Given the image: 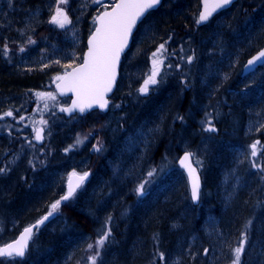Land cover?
<instances>
[{"label": "trees", "instance_id": "trees-1", "mask_svg": "<svg viewBox=\"0 0 264 264\" xmlns=\"http://www.w3.org/2000/svg\"><path fill=\"white\" fill-rule=\"evenodd\" d=\"M23 1L30 6L26 15L17 16L15 13L7 12L3 14L2 11L4 9H0V85L5 86L4 89H1V93L4 95L5 100H12L15 96L19 95L20 97L24 93L20 92L24 86L17 85V81L22 80L25 82V86L31 87L21 97V102L17 103L19 107L9 110L13 112V116L8 117L6 121L8 133L6 147L7 162H10L13 156L25 151L27 146L33 144L35 129L53 126L52 118L61 117L65 122H72L73 128L78 130L77 134L79 133L80 136L87 135L88 139L90 137L94 138L95 134L91 131L83 130L81 125L85 126L89 122H95L94 118L96 121H103L105 118V114L99 112L91 113L85 117L75 116L66 118L58 110V106L55 105L58 98L53 88L49 87L47 80L43 83L46 84V89L51 94V97H54L51 100L55 104H48L43 98L36 95L37 93H45V86L39 80V78L42 79V76L40 77L41 74H31L28 77V74L22 72V70L20 73L13 71L17 69L15 66L16 62L14 61L18 62L19 51L22 48L18 46L20 43L18 32L22 31L26 33L28 30L27 25L29 24V30L26 34L31 33V26H36V18H40L34 16L38 9L42 7L41 0ZM105 2L107 1L104 0ZM246 2H249V0H242L240 2V4H244L246 13L238 20H225L226 15L230 14L234 9L223 12L214 19L215 22L228 23L229 29L237 32L233 39L234 41L236 39L237 41H241L243 37H247L240 61L241 69L244 63L264 46V2L262 4L261 15H258L256 4ZM175 7L177 6L175 5ZM103 10L104 8L100 9V12ZM194 17L189 23L186 22L173 28L174 32L172 31V33H174V38L187 33L188 29L185 28L186 26H190L188 28L192 34H197L198 30L205 28L197 25L196 15ZM242 21H246L245 28H242L243 25H239ZM5 22L9 23L11 30L16 32L6 31V35L11 39L10 41H7L5 36H3L4 32L2 28ZM231 30H227L226 34L230 33ZM237 35L238 37H236ZM5 45L9 49L7 56L2 51ZM170 47V44L166 46L167 51L164 52L166 56L165 65L168 69L167 75L171 72V67L168 65L179 66L180 64L176 57L177 55H172ZM23 48L25 49L26 47ZM240 67L234 73H231V75L216 79L213 86L208 85L207 87L211 88L212 91L210 95H206L207 97L202 95L203 93L199 85L193 86V84H188V86L179 87L180 92L177 95L180 98V104H182L183 109L187 108L190 112L187 111L185 113L176 110L172 112V109H169L167 115L168 117L170 112L175 114L176 118L173 121L175 126L185 132L184 137L188 141L187 146L189 143V147H193L191 153L194 155L196 164L204 172L202 203H206L212 209V217L215 219L216 225H219V230L211 232L204 229L203 225H201L202 223L200 225L190 223L191 219L186 215V212L181 213L179 207L172 204L177 199V202L183 201V199L185 202H190L187 196L186 179L178 169L171 170L169 159L161 161L158 160L160 157L154 156L150 158V162H145L142 166L146 175L150 171L155 170V174L152 177L156 180L154 183L159 185L158 188L145 186V194L142 196L139 194H134L130 197L123 196L124 200L120 204L115 205V207L108 204V207L102 212L101 218L94 217L92 219L88 216L92 212H95V209H100L93 205L95 202H91L92 206L86 208L87 214L85 216L78 212L72 213L74 217H71L77 220L75 225L89 238L83 242L85 245L82 252L83 259L80 260L75 256H71L74 260L72 264H90L88 257L93 254L95 249L89 251L87 245L95 243L102 229L107 230L110 228L111 236L106 241L104 249L97 260V264H105L106 257L104 256L105 254H110L109 248L115 244L113 237L124 228V221L128 218H135V225L143 232H146L148 228L151 229L148 235H132L134 243L149 242L144 245L151 248V252L148 254L149 259L148 261H144V264H162L159 259V253L161 252L165 254L166 259L164 264H176V262H179V264L230 263V259H233L231 249L239 246L243 238L245 223L251 220L253 226L255 221V217L254 219L252 217L254 215L253 212L244 207L242 202L247 198L255 197L258 205L261 207L258 210V214L264 211V171H262L264 169V66L247 77L242 76ZM174 75H176V71ZM176 78L178 77L176 76ZM178 80L180 79L178 78ZM46 97L48 96L46 95ZM21 117H23L22 120L20 119ZM74 120L78 121L73 123ZM208 120H211V126L215 127L216 131L209 132L205 130L209 127ZM42 121L46 123H42ZM196 132H199L201 136L205 134L204 145H202L200 135L196 134ZM257 141H259L257 155L253 157L251 155V145ZM38 145L40 147L44 146L39 142ZM47 147V152L44 151V154L36 156L35 160L39 161L38 165L43 161H49L51 151H57V149L50 151L49 145ZM99 147H102V145H99ZM99 147L93 148L92 154H96V149ZM1 152H3L2 149H0ZM62 154V152L58 151L59 156ZM54 155L55 152L51 157ZM56 157L57 155H55L54 159H57ZM171 160H173V157ZM88 171H91V177L87 181L88 183L86 182L88 187L90 186L87 190L90 189L97 192L103 182H100L99 179L109 180L110 178L105 170L98 169V166L95 164H92ZM249 175L253 179L252 184L247 178ZM247 184H249L248 188L246 187ZM82 189L79 192H82ZM151 189H159V191L156 194H152ZM177 190H179V194ZM239 201L241 203L238 207ZM223 203H229L231 207L230 210L232 211H228L227 214L229 213L234 218L239 217L236 223L243 224L240 225L239 229L231 228L228 230L221 221L224 218L222 215L225 212L222 208ZM63 206L67 207V204H63ZM124 207L129 212V215L122 218L118 213ZM135 210L142 211L143 214L139 216L137 211L135 213ZM108 217H111V221L105 225ZM69 219L71 220V218ZM54 222L55 220L46 226ZM50 242L54 245L56 244V241ZM134 246L139 248L142 245L135 244ZM205 249L208 250L207 254H205ZM132 252H128V248L126 247L124 249L125 254L119 256L117 263L121 262V260L127 261L126 264L140 261V256L134 255ZM52 253H55L57 257L66 254L64 252H51L50 254ZM56 256H50V259ZM26 259L28 260V257ZM28 263L17 258L11 262V264ZM241 264H264L263 217L258 220V233L254 235V231H251V229L247 231V242L244 244Z\"/></svg>", "mask_w": 264, "mask_h": 264}, {"label": "rangeland", "instance_id": "rangeland-1", "mask_svg": "<svg viewBox=\"0 0 264 264\" xmlns=\"http://www.w3.org/2000/svg\"><path fill=\"white\" fill-rule=\"evenodd\" d=\"M2 1L3 0H0V4H2ZM106 1L107 2L104 3L107 5L106 8H109V6H112L113 2H115V0ZM263 2L264 0H249V2L246 3L256 4L258 15H261ZM175 5L177 7H175ZM243 5L244 4L240 3L237 4L234 10L226 15L225 20H238L246 13ZM60 7L66 9L69 19L71 20V23L66 25L65 28L61 29L49 23V21L44 23L43 21L45 20L41 19L43 13H36L34 17L40 18H36V26H31V33L26 34L29 30V24L27 25L28 30L26 33L22 31L18 32L20 40L18 46L26 48L24 52L19 51L18 62L14 61L16 62L15 66L20 72L22 70V72L28 75L41 74L40 77L42 76V79L39 78V80L41 84L45 86V94L49 92L46 89V84L43 82L47 80L49 87L53 88V85L58 81L57 76H63L73 65L82 61L83 53L86 49L87 38L95 27L94 18L100 13V9H106L101 5L93 3V0H69L67 5H60ZM1 8L2 6L0 5V9ZM40 10L50 12L49 15L51 18V16L55 14V0L52 4L40 8ZM199 12L200 0H166L160 10L152 13L144 21L135 35L134 45L126 55L122 66L118 90L113 99L114 104L110 112L104 118L107 125L111 123L116 125L109 126L110 129L107 131L106 137V140L110 139V142H114V144L108 146L102 139V142H99V145H102V154L112 156V159H107V161L108 167L111 166L114 173L118 174L124 171L123 166L125 169L129 166H133L134 168L137 163L132 160L134 157L132 156L134 154L133 152L135 151V155L138 152L146 154L148 150L151 149L150 147H152L151 141H147L148 137L145 133H142L147 126L150 127L149 125L151 122L149 120H146V124L135 122L136 126H138V124L142 125L137 127L139 130L136 131V134L141 133L139 135L143 137L144 142H140V140L136 141L135 137H130L128 147L117 149V144L120 139H123V134H121L120 131H124V125L122 124L123 126H120L121 124L119 123L123 117L131 115V110L127 107L124 99L128 97L129 93L142 95L138 89L142 86L147 75L150 74L153 59L152 53L158 49L160 44H164L165 47L170 44V51L172 55H177L176 57L180 64L179 66H171V72L167 75L168 69L165 65L166 56L163 55L162 59L164 60V64L161 66L160 74L157 77L158 82L155 85H150L149 91L143 95L156 93L157 89L160 88L167 79L176 78V76L189 85L193 84V86L199 85L200 87H207L210 84L213 86L216 79L231 75V73H234L240 67V61L245 43L247 42V37H243L241 41H237V39L236 41L233 40L229 42V47L225 48L223 46L224 41L222 40H224L223 38H225L227 34H221L223 30L220 28H228L227 30H231L228 27V23L223 24L222 22L214 21L209 26L198 30L197 34H193L191 38H174V33H172L173 28L186 22L189 23L191 19L195 18L194 15L198 18ZM2 13L4 14L6 12L2 11ZM10 27L11 26H8V29L13 32ZM245 27L246 24L242 26V28ZM6 34L7 33H4V35ZM236 37H238V35ZM29 38H31V41H35V43H31ZM6 39L7 41L11 40L10 37ZM195 39H197L199 43H196ZM189 57H191V63L188 62ZM57 61H59V63H57ZM241 70L240 67V71ZM175 71L176 75H174ZM43 99L48 104H55L51 98L44 96ZM67 103V99H56L55 105L58 106V110L62 112L61 109L67 105ZM171 111L173 112L174 110ZM52 120L53 126H47L42 129L45 136L41 144L44 146L40 147L38 141L34 138L33 144L27 146L25 151L13 156L11 161L8 162V165L4 166L5 172H3V175L0 177V182L3 184L6 183L7 187L5 186L0 189V193L5 192L7 195L6 190L12 189L14 185L13 181L16 179L23 180L27 175H30L29 180L31 186L29 187V185H27L28 193L26 196L21 197L19 202H10V216L5 213L4 215L0 213V246L16 238L17 234L22 229L21 224H23L27 218L33 220H29V223H24L22 227L29 225L40 217L42 218L51 211V200L53 203L57 200L60 201L61 191L65 189L67 179L72 173L83 174L89 170L90 161L88 155H90V151L88 149L90 148L87 146H95L94 138L90 137L91 139H88L87 135L80 136L79 133L78 135V130L73 128L72 122H65L61 117L52 118ZM93 120H95V118ZM77 121L78 120H74L73 123ZM127 125L130 127V125H134V122L129 119ZM118 130L120 131L118 132ZM78 137L82 141L79 144L77 143ZM59 141L64 143L63 146L56 145V142ZM48 145L51 148L49 149L50 151L52 149H57V151H54L55 155H57V159H54L55 155L51 157L54 154V152L51 151L49 154V161H43L38 165L39 161H36L35 158L40 154H44V151L47 152ZM58 151L63 154L59 156ZM109 152H113L114 155L109 154ZM116 152H118V156ZM87 183L85 184V188L82 189V192L76 195L74 201L78 200L85 192L91 196V198L97 195L94 191L90 189L87 190L90 187H88ZM47 191H49L48 197L40 195L41 193L46 194ZM24 208L25 210H23ZM5 217L7 222L5 221ZM58 223L56 219L51 225L56 226ZM51 225L41 228L37 234L40 231H42L41 233H45L44 235H46V233L49 234L53 229ZM41 233L40 235L36 234L33 238L31 251L28 254V259H31L33 256L34 259L39 261L37 264L47 263L46 259L49 257V253L43 251L46 242L42 239L44 235L41 237ZM74 235L76 237V234ZM70 237L72 238V236ZM59 244L64 245L60 242ZM48 251L51 253L54 251V247L51 245ZM108 255L109 254H105L104 257ZM68 258L72 259L71 256ZM106 261L107 259H105V264H108L109 261ZM11 262L12 260H2L0 264H11ZM56 264H67V261L64 259L62 263ZM115 264H121V262H116Z\"/></svg>", "mask_w": 264, "mask_h": 264}, {"label": "bare ground", "instance_id": "bare-ground-1", "mask_svg": "<svg viewBox=\"0 0 264 264\" xmlns=\"http://www.w3.org/2000/svg\"><path fill=\"white\" fill-rule=\"evenodd\" d=\"M53 1L54 0H44V1L41 0L42 7H46L47 5L52 4ZM1 3L2 4H0V5L2 6V9H4L3 11H5L7 13H15V15H17V16L18 15L19 16L26 15L28 8L30 7L23 0H15V1L3 0ZM40 13H43V16H41V19L45 20L43 22L50 20V15H49L50 12H45V11L38 9L37 14H40ZM245 24H246V21H242V22H240L239 25L242 26ZM3 26L4 27L2 28V31L4 33H6L8 26H10V24L5 22ZM263 26H264V24H263ZM186 27H190V26H186ZM187 29H188L187 30L188 32L185 33L184 35L178 37V38H183V37H187V38L190 37L191 38V36L193 34L191 33V30H189V28H187ZM220 29L223 30V32L221 34L227 33L228 28H220ZM48 30H50V29H48ZM12 33H16V32L13 31ZM235 34H237V32L235 30H231V32L228 33L225 36V38H223L224 40H222V41H224L223 46L225 48L229 47V42L233 41ZM3 36H5V38L9 37L8 35H3ZM195 40H196V43H199V41L197 39H195ZM226 44H228V45H226ZM13 71L20 73V71L17 69H14ZM27 76L30 77L31 75H27ZM16 84L19 86H24L23 89L20 90V92H24L22 94V96L25 94V92L27 90H29L31 88V87L25 86L24 85L25 82H23L22 80L17 81ZM186 85L188 86L187 82L185 83V81L183 82V81L178 80L176 78L167 79V81L160 88L157 89L156 93L154 92L151 95L150 94L135 95L134 93H132V94L129 93L128 97H126V99H124L126 101L127 107L129 108V110H131L130 111L131 115L123 117L119 123V124H121L120 126L124 125L123 126L124 131L118 130V132L120 131V133L123 134V139H120V141H118L119 143L117 144V149H122V148L128 147V142H129L130 137H133V138L135 137L136 141L140 140V142H144L143 137H141L139 135L141 133L136 134V131L139 130V128L137 129V127H140L142 125L138 124V126H136L135 122L136 123H145V124H146V120H149L151 122L149 125L150 127L147 126L146 129H144V132H142V133L146 134V136L148 137L147 141H149V140L151 141L152 147H150L151 148V149H149L150 151L148 150L149 153L147 152L146 154H141L140 152H138L136 154L138 157L135 155V151L133 152L134 154L132 156H134V157L132 160H133V162L136 161V163H137L134 168H133V166H129L125 169L123 166L124 171H121L118 174L114 173L112 167L111 166L108 167V161H107V159H112V156H109L107 154L106 155L102 154V147H99V142H102V141L106 142V144L108 146L110 144H114V142H110V139L106 140V137H107V131H109L111 126H116L115 124L111 123L110 125L109 124L107 125L106 124L107 122L105 121V119L103 121H100V120L96 121V119H95L94 120L95 122H89L85 126L81 125L83 130L89 131V132L91 131L95 134V136H94L95 146H93V147H91V145L87 146L88 148H90V149H88L90 151L89 152L90 155H88V157H89L88 159L90 161L89 166H91L92 164L97 165L98 169L105 170L106 173H108L110 178H109V180L103 179V178H102L103 180L99 179L100 182H102V181L103 182H102L101 187L98 188L97 192L95 191L97 193V195H95L93 198H91V196L86 194V192L84 195L80 196V198L76 201H74V199H75L77 194H75L69 200H62L60 198V204H59L58 208L55 210L57 213V216L54 219V220L57 219L59 223L56 224V226L51 225V227H53V229H52V231H50L49 234L46 233V235H44L45 233H41L42 231H40L38 234L40 235V233H41V237L44 235L42 237V239L46 242V244L44 245L45 249L43 248V251H47L49 253L48 249L52 245L54 247V251H52V252H59V253L64 252V254L65 253L66 254L63 256L57 257L55 253H52V254L49 253V255L51 257H53V256H56V257H54L52 259H50V256L47 257V259H46L47 263H45V264L62 263V261L64 259L67 261V264L74 263L73 259L68 258L69 256H75L77 259H80V260L83 259L84 256H82V252L84 251V247H85L83 242L85 239L88 240L89 238H87L86 234L75 225L77 223V220L75 218H72V217H74V216H72L73 212H78L81 215L85 216L87 214L86 208L92 206L91 202H95L93 205L97 206L100 209H95V212H92L88 216L91 217L92 219H94V217L95 218H101L102 212L108 207L107 206L108 204L113 205L112 207H115V205H117L118 203L120 204L124 200L123 196H129L130 197L134 194L138 195V193L135 191H136L137 187L140 184H142L143 182L149 181V183H147L145 185L149 188H151V187L158 188L159 185L154 183V181H156V180H154L153 177H149L148 175H146V172H144V169L142 166L143 163L150 162V158H153L154 156L160 157V159H158V160H161V161H163V160L167 161V159H169V163L171 162V165H170L171 170L178 169L179 171H181L183 173V175L186 179V182H187L186 190H187V194H188L187 196H188L190 202L189 201L185 202L184 199H183L184 202L183 201L177 202V200H178L177 199L172 204L179 207L181 213H184V211L186 212V215H188L191 219L189 221L190 223L195 224V225H200L202 223L201 225H203L204 229H207L211 232L219 230V225H216L217 223H215L216 221L212 217V215H213L212 209L209 207V205H206V203H202V197H203V193H204V175H203L204 172L201 169V167L196 164L194 155L191 153V151L193 150V147H189V143L187 146L188 141L184 137L185 132L175 126V124L173 122L174 119L176 118L175 114L170 112L169 116L167 117L169 109L187 113L188 109L182 108V104H180L181 103L180 98L177 95L180 92L179 87L186 86ZM4 88H5L4 85H0V93H1V89H4ZM211 91L212 90L209 87H201V92L203 93L202 94L203 96L210 95ZM22 96L19 97V95H18V96H15L12 100H5L4 95H2V93H1L0 94V116H3L4 113L8 112L11 109L18 108L19 105L17 103L21 102ZM57 98L63 99V98H60L59 96H57ZM67 105H68V103H67ZM67 105H65L63 108H65ZM157 110H159V111H157ZM188 112H190V111H188ZM189 115H190V113H189ZM75 116H81V115L76 114L72 117H75ZM86 116H88V115H86ZM81 117H85V116H81ZM105 117H106V115H105ZM7 118L8 117L5 116L3 120H0V149L3 150V152L0 153V168H4L5 165L6 166L8 165V162L6 160V151H7L6 147H7V139H8V133L6 130ZM69 118H71V117H69ZM129 119H131V121L134 122V125H130V127H129V125H127V122L129 121ZM196 134L200 135L199 132H196ZM204 135L205 134H202V136L200 135V140H202V145H204V143H205ZM101 139H102V141H101ZM152 140H153V144H152ZM51 143H49V144H51ZM63 144L64 143L61 141L56 142L57 146H60ZM97 146L99 147V151L96 150V154H92V152L94 150L93 148H95ZM117 153L118 152H116V155L118 156ZM185 153H190L192 155L194 163L199 168V171H200V176H201V180H202V191H201L200 202L198 204L194 203V201L192 199L190 184H189L187 175L184 172V170L178 164L182 155ZM109 154H113V152H109ZM172 157H173V160H171ZM174 158H175V161H174ZM116 163H117V160H116ZM2 175H3V173H0V177ZM90 177H91V175H90ZM29 178H30V175L25 177L23 180H17L16 179L15 181H13L14 185L12 186V189L6 190L7 195L5 194V192L0 193V213H3V215L5 213V214L10 216V214H9L10 210H11L9 208L10 202L11 201L19 202L21 197L26 196V194L28 193V191H27L28 186L27 185H29V187L31 186ZM247 178L249 179V182L252 184L253 179H252L251 175H249ZM28 182H29V184H28ZM4 184L0 182V189H2L5 186L7 187L6 183H4ZM246 187L248 188L249 184H247ZM158 191H159V189H151L152 194H156ZM47 192H46V194L41 193L40 195H43L44 197H48L49 191H47ZM177 192L179 194V190H177ZM66 194H67V191H66V187H65V189L63 191H61L60 195H61V197H63ZM178 198L182 199L181 197H178ZM73 203H75V204H73ZM240 203H241V201L238 202V207H239ZM52 204H53V202L51 200L50 205H52ZM63 204L64 205L67 204V207L66 206L62 207ZM242 205L244 207L250 209L254 214L252 217H253V219L255 217V219H254L255 221L253 223V226H251L250 229H251V231H254V235H255V233H258V220H260L262 217L264 218V211L261 214H258V210L261 207L258 205V201L255 197L245 199L242 202ZM238 207H237V209H238ZM222 208L224 209L225 212L222 215V217H224V218L221 221L223 222L225 227L228 230H230L231 228L239 229L241 227L240 225H243L242 223H236V221H238L239 217L237 216L236 218H234V216L232 217L231 215H229V213L227 214L228 211H232V210H230L231 207L229 206V203L228 204L223 203ZM47 209H49V208H47ZM47 209H45V210H47ZM23 210H25V208ZM136 211H137V214L139 216H141L143 214L142 211L139 212V210H135V213H136ZM22 213H24V212H22ZM118 215L120 217L124 218L125 216L129 215V212L124 207L121 209V211L118 213ZM13 217H15V216H13ZM16 217H19V216H16ZM69 218H71V220ZM2 219H4V218H2ZM39 219L40 218L36 219L35 221L31 222L29 225H27L25 227L32 225L33 223H35ZM29 220L31 221L33 219L27 218L24 221V223H27V222L29 223ZM5 221L7 222L6 217H5ZM134 221H135V218H131V219L128 218L127 220H125L124 224H123L124 228H122L121 231L117 232V234L114 235L113 242L115 244L110 246V248H109L110 254L106 257L107 261H109L108 264H115L119 260V256L120 255L123 256L125 254L124 249L126 247L128 248V252L133 251L132 254L140 256L139 257L140 261H138L136 263L133 262V263H128V264H144V261H148V259H149L148 254L151 252V248L148 246H144V245L148 244L149 242L134 243L132 235H136V234L148 235L151 232V229L148 228L146 230V232H143L142 230L139 229L138 226L135 225ZM23 224H21L22 229L19 231L17 236L25 228V227H22V226H24ZM88 228H90V226H88ZM115 228H117V227H115ZM73 233L76 234V237ZM70 236H72V238ZM50 241H56V244L54 245ZM59 242L63 243L64 245H60ZM85 242H87V241H85ZM135 244L136 245L137 244L142 245V246H139V248H138V247L134 246ZM31 247H32V245L30 246V248ZM116 247H118V248H116ZM62 249H63V251H61ZM27 257H28V255L26 256V258ZM26 258L20 259V260L26 261V263L29 262L28 264H37L39 262L36 259H34L33 256L31 259H28V260ZM229 262L231 263L232 260L230 259ZM126 263H127V261L121 260V264H126ZM230 263H228V264H230Z\"/></svg>", "mask_w": 264, "mask_h": 264}, {"label": "snow or ice", "instance_id": "snow-or-ice-1", "mask_svg": "<svg viewBox=\"0 0 264 264\" xmlns=\"http://www.w3.org/2000/svg\"><path fill=\"white\" fill-rule=\"evenodd\" d=\"M69 0H55V14L51 16L49 23L56 25L63 29L66 25L71 23L67 11L60 5H67ZM93 3L107 7L104 4V0H93ZM232 0H202L203 10L199 12L196 20L197 25L206 22L209 18L218 10L230 5ZM160 4V0H119V3L114 4L111 11H103L101 14L94 18V22L98 23L94 32L90 35L88 40V52L85 54L82 62L79 66L74 67L71 72L66 73L64 76H57V80L61 81L57 87L61 93L72 92L76 95L77 99L73 101L72 107L62 108L61 111L71 113L74 109H78L83 113L86 109L92 107V105L98 104L100 108H105L108 101L105 99V95L112 90L113 83L116 77V66L120 59L121 52L127 47L129 37L132 34L133 29L136 27L137 22L141 20L145 14ZM35 43V41H31ZM3 54L8 55L9 49L5 45L3 48ZM21 52L25 49L20 48ZM164 44H160L158 49L152 53V67L150 74L144 79L142 86L138 91L142 94L149 91L150 85L157 84V77L160 74L161 66L164 64L162 59L164 52H166ZM188 62L191 63V57L188 58ZM259 62L264 64V51H261L258 56L253 57L248 61V65L252 66L254 63ZM59 63V61H57ZM171 67V65H168ZM68 67V66H66ZM38 97L44 96L51 97V94L37 93ZM12 117L13 112L8 111L0 116V120L4 117ZM21 120L23 117L20 118ZM42 123H46L42 121ZM209 127L205 130L209 132L216 131L215 127L211 126V120L207 121ZM42 129H35V139L41 141L43 139ZM82 141L77 138V143ZM259 141L251 145V155L255 157L257 155V145ZM99 151V148L96 149ZM191 154L185 153L180 164L188 171L189 178L191 180V194L192 199L197 200L199 198V177L196 175V168L193 167L190 160ZM197 163H199L197 161ZM255 166V165H254ZM264 171V169H262ZM5 172L4 168H0V173ZM155 174V170L148 173L149 177ZM72 176L76 178L75 184L69 181V189L65 196L61 197L62 200L69 199L75 188L78 187L88 176L87 172L83 175H77L72 173ZM149 181H145L140 184L136 192L139 195H144L145 184ZM60 201L57 200L51 205V211L48 212L41 220L37 221V224L25 227L18 237L14 238L11 242H5L0 246V258H7L9 260H15L17 257L23 258L28 249L29 241L33 235V229L37 228L39 224H42L53 212L58 208ZM111 221V217H108L105 221L107 225ZM252 226V221L248 220L244 225L243 238L241 239L239 246L231 249L232 262L231 264H241V256L244 252V244L247 242V231ZM111 236V229H102L99 237L95 243H89L87 249L92 251L95 249L92 255L88 257L90 264H97V260L101 255V251L104 249L106 241ZM205 249V254H207ZM159 258L162 264L165 262V254L159 253ZM179 264V262H176Z\"/></svg>", "mask_w": 264, "mask_h": 264}, {"label": "water", "instance_id": "water-1", "mask_svg": "<svg viewBox=\"0 0 264 264\" xmlns=\"http://www.w3.org/2000/svg\"><path fill=\"white\" fill-rule=\"evenodd\" d=\"M238 1H239V0H232V3H231L230 5L226 6L225 8H222V9L218 10L216 13H214V14L209 18L208 21L203 22V23H201V24H199V25H200V26H205V25H207V24H208L211 20H213L218 14H220L221 12H223V11H225V10L230 9V8H231L236 2H238ZM163 2H164V0H160V4L157 5L155 8L149 10V11L145 14V16L142 17L141 20L137 22L136 27L133 29L132 34H131V36L129 37V42H128L127 47H126V48L121 52V54H120V59H119V62H118V64H117V66H116V77H115V81H114L113 86H112V90H111L110 92H108V93L105 95V99L108 101L107 106H106L105 108L102 109V108L99 107L98 104H95V103H94V104L92 105L91 108L86 109L83 113H81L78 109H74L71 113H68V112L62 111L63 114H64L67 118L72 117V116H74V115H76V114H79V115H81V116H86V115H88L89 113H92V112H95V111H100V112H102V113H104V114H106V113H108V112L110 111L111 104H112V102H111V98H112L113 95L115 94V92H116V90H117V87H118V82H119L120 75H121V66H122V63H123V60H124V56L129 52V50H130L131 47H132V44H133V37H134V35H135V33H136L137 29H138V26H139V25H140V24H141V23L147 18V16H148L151 12L158 10V9L163 5ZM117 3H119V0L117 1ZM200 3H201V11H202V10H203L202 0L200 1ZM111 10H112V8L107 9V10H105V11H111ZM100 14H101V13H100ZM95 24H96V25H95V28H96V27L98 26V23L95 22ZM95 28H94V30H95ZM94 30L92 31V33L94 32ZM92 33H91V34H92ZM91 34H90V35H91ZM89 37H90V36H89ZM89 37H88L87 42H86V46H87V48H86V50H85V52H84L83 58H84L85 54L88 52V40H89ZM261 51H264V46H263L258 52H256L253 56H251V57L246 61V63L244 64V66H243V68H242V76H243V77H247V76L252 75V74L255 73L259 68H261V67L264 66V64H261V63H259V62L254 63V65H252V66H249V65H248V61H249L250 59H252L253 57L258 56L259 53H260ZM77 66H79V65H77ZM77 66H75V67H77ZM73 68H74V67H73ZM73 68H71L70 70H68L66 73L71 72ZM66 73H65V74H66ZM65 74H64V75H65ZM60 83H61V81H58V82H56V83L54 84V90H55V92L57 93V95H58L60 98H63V99H69V103H68V105H67L65 108H70V107H72L73 101H75V100L77 99V97H76V95H75L74 93H72V92H64V93L62 94L61 91H60V89L57 87V85L60 84ZM42 135L44 136V131L42 132ZM42 140H43V139H42ZM42 140L39 141V142H42ZM184 155H185V154L182 155L181 159L183 158ZM190 160H191V162H192L193 167L196 168V175L199 177V184H200L199 198H198L197 200H193L195 204H198V203L200 202V197H201V191H202V180H201V176H200L199 168L195 165L192 155H191V157H190ZM178 164H179V166L184 170V172L186 173L187 178H188V181H189V184H190V189H191V180H190V178H189V175H188V171H187V169L181 166V164H180V160H179ZM87 173H88L87 178H86V179H85V180H84V181H83L78 187L75 188V191H74L73 195H72L69 199H71V198H72V197L78 192V190H80V188L83 186V184H84L86 181H88V179L90 178V175H91V171H88ZM76 174H77V175H83V174H78V173H76ZM70 179H71V181H72L73 184H75V180H76V178L73 177L72 175L69 176V178H68V180H67V184H66V185H67V192H68V189H69V181H70ZM69 199H67V200H69ZM45 216H46V215H45ZM56 216H57V213H56V211H54L53 214H52L51 216H49L47 220H45L42 224H39L37 228H34V229H33V235H32V238H33V236H34L36 230H37L39 227H42V226L48 224V223L51 222L53 219H55ZM43 217H44V216H43ZM43 217H42V218H43ZM42 218H40L39 220H41ZM39 220H37V221H39ZM37 221H36L35 223H33L32 225L37 224ZM30 226H31V225H30ZM18 236H19V235H18ZM18 236H17V237H18ZM32 238H31V240L29 241L28 249H27V251H26V253H25V256H24L23 258H20V259H25V258H26L27 253L29 252V249H30V245H31V242H32ZM17 258H19V257H17ZM0 259H7V258H0Z\"/></svg>", "mask_w": 264, "mask_h": 264}, {"label": "flooded vegetation", "instance_id": "flooded-vegetation-1", "mask_svg": "<svg viewBox=\"0 0 264 264\" xmlns=\"http://www.w3.org/2000/svg\"><path fill=\"white\" fill-rule=\"evenodd\" d=\"M64 6V5H63ZM62 8H64V7H62Z\"/></svg>", "mask_w": 264, "mask_h": 264}]
</instances>
